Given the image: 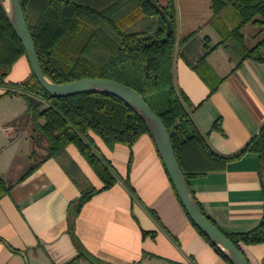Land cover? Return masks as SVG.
<instances>
[{
    "label": "crops",
    "instance_id": "1",
    "mask_svg": "<svg viewBox=\"0 0 264 264\" xmlns=\"http://www.w3.org/2000/svg\"><path fill=\"white\" fill-rule=\"evenodd\" d=\"M158 1L166 5V0ZM174 3L178 39L195 31L176 49L177 88L194 104L192 119L209 146L222 156H233L264 126V63L246 59L235 67L221 44L223 33L212 22L211 0ZM228 17L229 11L224 13ZM260 28L248 24L242 29L248 47L262 39ZM206 42L211 50L203 61ZM203 73L223 79L212 94ZM30 74V63L22 55L5 81L20 82ZM8 89L1 83L0 96ZM17 97L23 102L10 106ZM25 102L19 94L0 97V175L13 184L0 198V264H230L188 216L148 133L131 147L123 143L109 147L91 132L114 168L117 183L82 206L70 231V204L83 190L101 189L103 182L74 144L59 157L40 162L19 181L37 162L31 155L30 138L21 135L27 127L22 130V125L13 124L27 111ZM217 120L218 129L213 128ZM21 158L30 163L13 176L22 171ZM261 163L259 153L246 152L229 160L224 169L190 178L196 200L221 230L245 232L261 221ZM241 249L250 264H262L264 242L241 244Z\"/></svg>",
    "mask_w": 264,
    "mask_h": 264
},
{
    "label": "trees",
    "instance_id": "2",
    "mask_svg": "<svg viewBox=\"0 0 264 264\" xmlns=\"http://www.w3.org/2000/svg\"><path fill=\"white\" fill-rule=\"evenodd\" d=\"M21 4L45 75L55 83L103 77L134 88L166 126L177 161L188 182L196 175L224 169L229 160L246 152L259 153L264 170V126L258 135L230 157L216 153L196 128L191 116L195 106L177 88L173 68L177 46L187 42L195 31L178 39L174 0H166L165 6L158 0H21ZM159 8L171 23L167 34V24ZM211 8L212 22L223 33L221 44H225L235 67L246 59L264 63V0H211ZM227 11L229 17L224 18ZM248 24L261 27L258 34L263 35L253 47L247 46L242 32ZM227 41H231V45H227ZM205 47L203 61L211 50L208 42ZM22 55L26 56L24 46L0 5V84L9 86L1 96H23L27 111L13 124L22 125V130L24 126L29 127L33 158L41 155L40 150L45 151L40 161L30 165L19 181L31 174L40 162L59 157L69 144H74L103 182L101 189L91 187L83 190L70 204L69 229L73 231L82 206L100 190L117 183L114 168L101 153L91 132L109 147L116 143L131 147L148 133V129L130 105L109 93L53 96L40 85L32 71L20 82L5 81L12 65ZM202 77L210 87V94L223 80L208 73H203ZM46 102L47 106L44 105ZM188 127L193 130L189 132ZM219 127L220 120H217L213 128ZM262 182L264 198V180ZM12 187L13 184L0 175V198ZM223 232L241 251V244L264 242V211L255 228L245 232Z\"/></svg>",
    "mask_w": 264,
    "mask_h": 264
},
{
    "label": "water",
    "instance_id": "3",
    "mask_svg": "<svg viewBox=\"0 0 264 264\" xmlns=\"http://www.w3.org/2000/svg\"><path fill=\"white\" fill-rule=\"evenodd\" d=\"M0 5L23 44L31 71L40 85L53 96L62 97L81 93L105 92L130 105L145 122L148 133L163 160L174 189L195 226L229 258L232 264H250L244 253L202 211L177 161L166 126L145 99L131 86L109 78H82L66 83L51 81L43 72L21 0H0ZM159 11L166 21L167 28L165 32L167 34L171 29V23L161 8H159Z\"/></svg>",
    "mask_w": 264,
    "mask_h": 264
},
{
    "label": "rangeland",
    "instance_id": "4",
    "mask_svg": "<svg viewBox=\"0 0 264 264\" xmlns=\"http://www.w3.org/2000/svg\"><path fill=\"white\" fill-rule=\"evenodd\" d=\"M14 101L15 102H12V103H14V104H10V106H19L20 104V102H23L22 101V99H20L19 97H17V98H15L14 99ZM26 103V102H25ZM8 105H9V102H8ZM44 105L45 106H47L48 105V103L46 102V103H44ZM44 106V107H45ZM24 134H26V135H28V137H29V134H30V132H29V127L26 129V131L25 132H22L21 133V135H24ZM31 149H33L32 148V144H31ZM43 153H45V151H43V150H40V154L42 155ZM41 155H39L37 158H33L35 161H38V160H40V156ZM22 159V158H21ZM23 160V159H22ZM34 160H32V162L34 161ZM22 162V165L21 166H23V168H22V171H20L18 174L16 173V174H14L13 176H18V175H20L22 172H24V170H26V168H27V165L30 163H27L25 160H23V161H21Z\"/></svg>",
    "mask_w": 264,
    "mask_h": 264
}]
</instances>
